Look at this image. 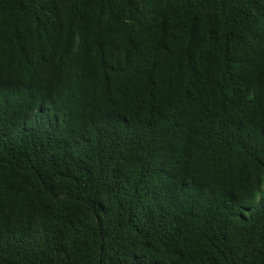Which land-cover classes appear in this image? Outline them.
<instances>
[{
	"label": "trees",
	"instance_id": "1",
	"mask_svg": "<svg viewBox=\"0 0 264 264\" xmlns=\"http://www.w3.org/2000/svg\"><path fill=\"white\" fill-rule=\"evenodd\" d=\"M0 264H264V0H0Z\"/></svg>",
	"mask_w": 264,
	"mask_h": 264
}]
</instances>
